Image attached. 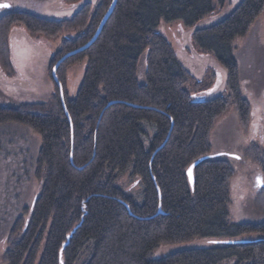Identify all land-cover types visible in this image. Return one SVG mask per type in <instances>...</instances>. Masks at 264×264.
Masks as SVG:
<instances>
[{
    "label": "trees",
    "instance_id": "1",
    "mask_svg": "<svg viewBox=\"0 0 264 264\" xmlns=\"http://www.w3.org/2000/svg\"><path fill=\"white\" fill-rule=\"evenodd\" d=\"M110 2L85 1L60 19L16 9L0 14L1 67L14 72L8 43L13 26L48 39L73 32L51 57L52 78L54 63L91 38ZM213 8L212 0H117L95 40L57 68L68 116L55 82L48 102L0 105V123L23 124L40 137V189L8 233L3 264H218L230 257L235 264H264V218H228L234 168L226 153H210L212 127L230 107L248 125L251 105L240 90L232 42L249 31L264 0H240L193 32V43L226 72L227 93L209 99L191 96L190 73L157 30L162 20L193 26ZM83 58L81 82L69 98L66 69ZM246 151L264 177V149L253 141ZM202 156L191 186L186 169ZM129 166L142 189L139 202L116 183ZM248 234L260 237H241ZM195 237L213 238L214 244L151 256L163 243Z\"/></svg>",
    "mask_w": 264,
    "mask_h": 264
},
{
    "label": "rangeland",
    "instance_id": "2",
    "mask_svg": "<svg viewBox=\"0 0 264 264\" xmlns=\"http://www.w3.org/2000/svg\"><path fill=\"white\" fill-rule=\"evenodd\" d=\"M85 1L94 0H81L71 4L64 0H0V3L7 2L9 7L2 8L0 14L16 9L48 19H60L70 16ZM238 1L240 0H212L213 11L204 15L193 26H187L181 20H162L157 27L170 41L177 58L190 73L192 79L187 83V88L193 98L209 99L227 93L225 70L211 52L193 43L192 34L197 27L223 17ZM67 34L73 32H63L48 39L42 35H30L19 25L12 27L8 43L14 72L9 74L0 65V105L16 106L23 102L50 100L53 94L52 82L55 81L49 75L48 66L60 40ZM232 54L238 64L241 93L250 101V118L247 127L243 126L233 107L219 116L210 133V153L228 154L234 168V174L229 181L228 218L231 221H260L264 218V177L257 164L247 156L246 148L254 141L264 149V10L245 35L234 38ZM85 62L86 59H80L66 69L65 87L69 98L76 94ZM144 71L143 55L138 64V78L141 80ZM62 97L64 100V95ZM148 140L146 136V146ZM39 148L40 137L31 128L15 122L0 123V260L7 249L6 240L13 223L19 216L26 217L23 208L31 205L40 189V180L35 177ZM130 172L131 166L116 183L139 202L142 189L130 176ZM257 176L262 177L263 187L257 186ZM241 237L257 238L260 235L248 234ZM211 244H214V239L207 237L163 243L151 256L157 259L180 249ZM235 262L236 258L230 257L218 264ZM0 264L3 263L0 261Z\"/></svg>",
    "mask_w": 264,
    "mask_h": 264
},
{
    "label": "water",
    "instance_id": "3",
    "mask_svg": "<svg viewBox=\"0 0 264 264\" xmlns=\"http://www.w3.org/2000/svg\"><path fill=\"white\" fill-rule=\"evenodd\" d=\"M116 1H117V0H111V2H110V4H109V6H108L106 12L103 14V16H102V18H101V20H100V22H99V24H98V26H97L95 32L93 33V35L91 36V38H90L85 44H83L82 46H80V47H78V48H76V49H74V50H72V51H69V52H67L66 54H64V55H63L61 58H59V59L57 60V62L54 64V66H53V68H52V70H51V74H52V77H53L55 83H57L58 88H59V90H60V96H61V100H62V104H63V106H64V100H63V97H62V96H63L62 85H61V83L58 81V79H57V77H56V74H55L57 67L59 66V64H60V63L66 58V57L71 56V55H73V54H75V53H77V52H80V51L84 50L85 48H87V47H88V46H89V45L95 40V38L98 36L99 32L101 31V29H102L104 23L106 22V20L108 19L109 15L111 14V12H112V10H113V8H114V6H115ZM4 5L6 6L7 4H4ZM64 110H65V106H64ZM65 112H66V115L68 116L66 110H65ZM231 156L238 157V156H236L235 154H234V155L231 154ZM204 158H206V156H202V157L197 158V159H196L195 161H193V162L188 166V168L186 169V174H187V177H188V180H189V183H190L191 186L193 185V181H194V175H193V169H194V166H195L198 162H200L202 159H204ZM256 182H257V186H258V187H261V186L263 185L262 177H261V176H257V177H256ZM69 237H70V235L67 236L66 241L63 243V245H62V247H61V249H60V257H61V255H62V249H63V247L67 244ZM60 264H62V260H61V259H60Z\"/></svg>",
    "mask_w": 264,
    "mask_h": 264
},
{
    "label": "flooded vegetation",
    "instance_id": "4",
    "mask_svg": "<svg viewBox=\"0 0 264 264\" xmlns=\"http://www.w3.org/2000/svg\"><path fill=\"white\" fill-rule=\"evenodd\" d=\"M3 4V5H2ZM4 4H7L6 6ZM4 6V7H2ZM8 7V3L7 2H3V3H0V10L3 8H7ZM9 8V7H8Z\"/></svg>",
    "mask_w": 264,
    "mask_h": 264
}]
</instances>
